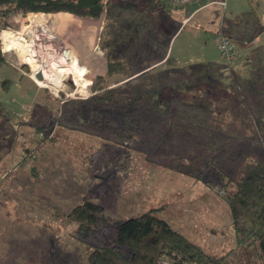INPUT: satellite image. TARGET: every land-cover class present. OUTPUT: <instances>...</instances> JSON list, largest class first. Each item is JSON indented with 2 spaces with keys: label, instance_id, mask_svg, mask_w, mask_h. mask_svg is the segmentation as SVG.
<instances>
[{
  "label": "rangeland",
  "instance_id": "obj_1",
  "mask_svg": "<svg viewBox=\"0 0 264 264\" xmlns=\"http://www.w3.org/2000/svg\"><path fill=\"white\" fill-rule=\"evenodd\" d=\"M210 1L228 4V0ZM237 3L240 23L246 24L244 15L252 13L257 23L246 33L252 36L249 33L256 29L259 36L248 41L243 53L238 49L232 67L223 62L219 68L222 58L215 30L224 20L220 12L202 19L200 29L193 19L170 41L173 60L192 67L133 76L107 75V49L118 48L117 53L132 58V64L146 66L159 59L155 51L164 52L167 34L176 22L161 17L163 34L156 35L159 23H154L152 30L142 29L141 40L135 41L139 25L132 17V0L120 6L115 2L110 12L95 20L64 10L22 13L0 7V248L4 259L27 264L24 258L42 247V252L56 251L57 264H89L90 243L71 233L75 225L65 216L85 199L98 202L105 216L95 226L97 237L88 239L92 244L98 239L113 243L121 219L151 207H160V216L182 223L176 226L182 231L190 224L197 226L198 243L207 251L219 252L235 244L230 207L223 197L231 186L224 176L238 172L246 161H264V0ZM230 11L229 6L226 24L236 15ZM41 12L72 14L76 23L71 36L78 32L75 28H82L83 35L76 36L71 48L85 71L68 73L56 88L36 78L30 57L38 55L41 46L37 45L51 46L54 51L46 48L36 58L66 63L59 52L70 45L60 37L62 33L57 31L58 39L50 42L45 40L48 29L36 27L33 31L42 40L35 46L30 38L25 53L5 50L1 34L4 29L27 31L30 14ZM141 17L137 19L144 22ZM149 45H154L153 57ZM231 68L228 77H222L220 70ZM77 74L83 77L81 82ZM97 76H103L118 97L151 92L156 106L160 105L157 98L163 99L167 110L136 121L137 115L131 113L127 124L109 110L100 122L91 99L103 94L93 89ZM3 81L10 84L2 85ZM76 101L83 103L79 106ZM170 118L177 119L171 128ZM253 251L249 264H264L255 247ZM239 256V264L248 260L242 252Z\"/></svg>",
  "mask_w": 264,
  "mask_h": 264
},
{
  "label": "trees",
  "instance_id": "obj_2",
  "mask_svg": "<svg viewBox=\"0 0 264 264\" xmlns=\"http://www.w3.org/2000/svg\"><path fill=\"white\" fill-rule=\"evenodd\" d=\"M165 1L175 8H184L191 3L204 5L211 2L210 0L209 2L208 0H190L189 2L172 4L168 0ZM221 6L225 8L223 5ZM0 7L7 8V11L13 10L22 13L64 10L83 17L97 18L106 11L108 0H0ZM7 11L3 14L7 15ZM216 35L218 47L217 38L220 35L227 34L218 31ZM227 37L234 43L229 35ZM170 41L171 39L168 44ZM153 46L149 45L150 50H147V46H144V48L154 53ZM234 46L238 52L235 43ZM117 49H107L106 51L105 56L108 60L106 73L108 76L115 73H122L127 76L145 74V65L136 66L132 64V58L128 60L120 51L117 53ZM155 53L158 52L155 51ZM121 56L126 57V60ZM165 62L168 65L175 64L170 51ZM223 62L222 59V64ZM233 70L225 71L222 69L220 73L222 77H228L230 73L227 72ZM6 83L10 84L9 81H3L2 85ZM93 89L103 92L102 95L98 94L99 96L96 95L91 98L97 105L95 110L100 122H103L104 118L101 119V115L109 113V110L110 113L114 112L115 117H120L121 122L126 124L131 113L137 115V117H134V121H136L144 116L146 119L150 116L156 117L155 114L162 112L154 105L151 92L145 94L140 91L141 93L138 96L118 97L113 89L107 88L103 76L96 77ZM76 102L78 104L83 103L81 101ZM141 113L143 116H140ZM156 120L160 121V119ZM176 120L170 118V121H168L170 128L175 126ZM152 121L155 120L152 119ZM100 127L105 128V125L103 126L102 123ZM108 128L110 127L108 126ZM224 179L226 185L228 183L231 186L228 189L226 188L224 191L226 194L223 197L230 207L235 244L233 243L231 248L221 254L207 251L203 245L174 228L158 214L160 207H151L139 215L121 219L113 243H105L103 240L98 239L97 242L92 244L88 240L97 237L95 226L99 220L105 217L102 214L103 207L98 202L85 199L73 206L65 213V216L71 224L75 225L71 233L76 238L90 243L91 249H89L87 255L89 264H161L163 259H166L169 264H239L240 252H242L243 257L248 258V260L242 261V264H249L251 262L250 253L254 247L257 250V255L264 258V161H246L240 166L238 172L228 174L224 176ZM90 236L91 238H89ZM240 248L243 250H240ZM244 249L248 251L245 252Z\"/></svg>",
  "mask_w": 264,
  "mask_h": 264
},
{
  "label": "crops",
  "instance_id": "obj_3",
  "mask_svg": "<svg viewBox=\"0 0 264 264\" xmlns=\"http://www.w3.org/2000/svg\"><path fill=\"white\" fill-rule=\"evenodd\" d=\"M124 1L125 0H108V7H107L106 11L110 12L109 9L113 7L115 2L117 4H119V6H120V5H123L122 2H124ZM238 1H241V0H228V4L225 8H222V6L219 5L218 3L204 4V6H198L197 3H191L187 6H185L184 8H175L173 6H170L165 0H143L142 2L138 1V0H132V17H134V16L136 17L133 19L136 20L135 24L139 25V27L136 26V28H135L137 31V36H135V38H134V39H136L135 41L141 40V35H139L138 33L142 29L143 30L145 29L144 31H147V29H149V28H150V30H152L154 23H159L156 35L163 34L161 32V27L163 26V24H161L159 22V18H161V17H164V19H166V20L171 19L174 21V23L176 22L175 26L172 27L173 29L171 30V32L167 31L168 34L166 37L167 41H166L164 52L156 53V55H159V59L153 60L151 63L146 65L145 70L154 72V71H158L160 69H170L171 67H175L178 69H185L187 67H192L193 64L181 66L177 62V60H174L175 64H170L168 66V64L165 62V59L169 55V47H170L169 44L170 43L168 44V41L170 39L172 40L173 37H175V35L182 29V27H185L187 24H189V22L193 21V19L195 21H197V24H196L197 29H200L199 25H201L203 23V21L206 20V17L209 18L210 17L209 15L216 14V13L218 15V14H220V12L222 13V17H224V20L223 21L221 20L220 25H218V27L215 30V33L218 31H223L227 35H229L232 39L235 38L234 40H236L237 48L240 47L238 49L239 50L241 49V53H243L244 52L243 50L246 49V44L248 43V41L251 40L252 38H255V36L258 35L259 33L257 32L256 29L253 31V33H249V34H252V36L248 35L246 33V31H245L246 29L250 30L251 28L255 27L257 25V23L256 24L254 23L255 17H254L253 13L250 14L251 13L250 11L248 12L250 14L249 16L244 15V17L247 18V19H245V20H247V23L246 24L240 23L241 13L238 12L240 9L236 8L237 6H239L237 3ZM231 2H232V4L230 5ZM229 6H230V10H231L230 13L236 12V15L234 16V19H230L232 21H230V22L227 21V24H226L225 23V17L227 16ZM141 9L143 10V13H142ZM204 10H209V12H208L209 14L203 15L202 12ZM138 11H140V13ZM139 14L140 15L142 14L141 15L142 17L139 16ZM143 14L145 15L146 18L145 17L143 18ZM138 17H141L144 20V22H140V20L137 19ZM97 18H101V17H97ZM92 19L95 20V18H92ZM202 19H204V20L202 21ZM233 20H236V21H233ZM250 20H251V22H250ZM248 22H250V24ZM158 38H159V36H158ZM258 39L259 38H257L256 40H258ZM157 40L158 39H156L155 44H156ZM238 43L241 45H238ZM155 47H156V45H155ZM151 54H152L151 57H153L154 53H151ZM222 66H223V64L221 63V66L219 68H221ZM157 101H158V103H160V105L158 106V109H160L162 112L167 110V109H165L166 103L163 99L160 100V98H157ZM154 105L156 106L157 104L154 103ZM163 211L165 212V209L162 210V212ZM189 211H194V210H189ZM162 212H161V214H162ZM162 217L164 219H166L174 228L180 230L176 226L179 227V225L182 223H178V222H176L177 224L173 223L172 218L170 216H166L165 214L164 215L162 214ZM213 220H216L217 221L216 224H218L219 226L222 225V222L220 221V219H216V217H214ZM197 222L198 221H196L194 223L191 222V223L195 224ZM180 226H182V225H180ZM180 231L183 232L190 239H192L198 243V238H199L198 234L200 233V229L197 226L190 224L189 226H187L185 228L184 231H182V230H180ZM231 246H233V244H231ZM229 248L228 247L224 248L223 250H220L219 252H215V253L221 254V253L225 252L226 249H229ZM2 249H3V247L0 248V264H14V262H12V260H10V262H9V260L4 259V256L2 255ZM41 249H42V247H38L37 252H35V253L33 252V254H32L33 256H29V258H24L27 261L26 263L27 264H57V261H55V257H56V251L55 250L49 248V249H46L48 251L45 250L46 252H44V251L42 252ZM12 259L16 261L15 257Z\"/></svg>",
  "mask_w": 264,
  "mask_h": 264
},
{
  "label": "bare ground",
  "instance_id": "obj_4",
  "mask_svg": "<svg viewBox=\"0 0 264 264\" xmlns=\"http://www.w3.org/2000/svg\"><path fill=\"white\" fill-rule=\"evenodd\" d=\"M30 21H31V23L26 28L27 31L20 32V33L14 31V30H11V29H4L2 31L1 34H2V38L5 42V50H11V48H17L18 51H20L21 53L27 52L29 50V48L31 47V45L29 44L30 38H31L32 44H34L35 46L38 44V40H42L41 39L42 37L37 36L36 35L37 32L35 33L33 31L36 27H42V26L43 27L45 26L48 29V31H47L48 33L45 34L46 35L45 40L50 41V42L53 39L57 40L58 38H57L56 32L58 31V33H60V35L62 33V35L60 37L66 38V44L70 45L68 47H64L63 49H60V52H59L61 54L62 58L68 64V66L65 65L66 63L56 64L54 62H46L45 60H41L40 58H36V56L38 57L39 55H42L39 52L46 50V48L47 49L52 48L53 51L55 50L51 46L50 47H44L43 45H37V47L41 46L39 51H38V55L33 54L34 56L30 57V61H31V64L33 65V68L35 69V73L36 72H42L43 73L44 78L42 80L38 79L42 84L56 88V87L60 86L61 82L64 80L65 76L68 73H72V72L76 73L78 70H80L81 72L85 71V68L79 64L78 59L75 56L73 49L71 48V46L75 47L76 43L74 42V40L77 41L76 36L79 33L82 34V28L80 27V28H75V29H79L78 32H76V35H74V36L70 35V32H72V29L74 30V25L76 23L75 22L76 19L72 16V14H70L68 12L36 13V14H30ZM88 25H89V23H88ZM53 28L55 29V31H53ZM54 46H56V45H54ZM54 61H55V59H54ZM58 63H59V61H58ZM70 63L72 66L70 65ZM45 65L49 66V69H46ZM75 76H76L78 81H80V82L82 81L83 77L80 76V74H77Z\"/></svg>",
  "mask_w": 264,
  "mask_h": 264
},
{
  "label": "built area",
  "instance_id": "obj_5",
  "mask_svg": "<svg viewBox=\"0 0 264 264\" xmlns=\"http://www.w3.org/2000/svg\"><path fill=\"white\" fill-rule=\"evenodd\" d=\"M190 0H168L169 3H181V2H189ZM222 1V0H221ZM214 2V1H211ZM219 4L223 5L225 2H218ZM218 48L221 54L223 61L226 63L227 67L231 66L238 56L237 50L234 46L232 40L227 37V35H220L218 38ZM161 264H169L166 259H163Z\"/></svg>",
  "mask_w": 264,
  "mask_h": 264
},
{
  "label": "water",
  "instance_id": "obj_6",
  "mask_svg": "<svg viewBox=\"0 0 264 264\" xmlns=\"http://www.w3.org/2000/svg\"><path fill=\"white\" fill-rule=\"evenodd\" d=\"M36 78L43 79L44 78L43 73L42 72H37L36 73Z\"/></svg>",
  "mask_w": 264,
  "mask_h": 264
}]
</instances>
